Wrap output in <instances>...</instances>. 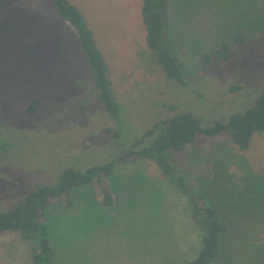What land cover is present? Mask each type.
<instances>
[{"label":"rangeland","instance_id":"obj_1","mask_svg":"<svg viewBox=\"0 0 264 264\" xmlns=\"http://www.w3.org/2000/svg\"><path fill=\"white\" fill-rule=\"evenodd\" d=\"M68 1L104 63L113 111L53 0H0V212L37 187H58L66 170L150 145L167 117L225 122L264 90V0H166L171 70L147 46L142 0ZM220 45L226 56L214 51ZM170 160L167 174L149 159L116 166L105 192L87 184L46 207L51 263H189L203 247L190 195L227 227L218 264H264V131L245 149L225 132L199 137ZM31 247L3 232L0 264H31Z\"/></svg>","mask_w":264,"mask_h":264},{"label":"trees","instance_id":"obj_2","mask_svg":"<svg viewBox=\"0 0 264 264\" xmlns=\"http://www.w3.org/2000/svg\"><path fill=\"white\" fill-rule=\"evenodd\" d=\"M53 2L59 15L75 30L81 41L82 49L90 64L97 95L104 99L107 108L113 111L107 97V93L110 94V84L106 79V68L87 30L83 16L68 0H53ZM165 8L166 0H142L141 10L146 26L147 46L159 57V64L171 70V67L175 66V58L163 51V48L167 47L162 28ZM227 49V46L220 45L214 51L226 56ZM158 128L161 129L160 135L148 146L138 142L101 166H92L83 172L66 170L61 175L58 187L40 186L30 191L14 208L0 212V235L9 230L17 231L32 245L31 264H52L51 251L45 235L46 228L42 223L46 207L51 203H59L62 198L68 199L73 189L87 184L105 192L101 187L103 177L116 166L130 164L136 159L154 161L160 170H163L162 173L167 174L169 165L172 164L170 160L172 153L181 150L187 144L194 143L199 137L208 138L225 132L239 149H245L254 133L264 131V90L255 97L249 107L229 116L225 122L219 121L204 126L189 113H177L155 123L153 129ZM151 133L148 132L147 136ZM180 188L184 191L183 186ZM186 198L192 206L191 217L202 233L203 247L193 261L182 264L222 263L224 259L221 260L219 257V241L221 236L228 234L226 225L216 218L212 208L197 205L194 197L190 195Z\"/></svg>","mask_w":264,"mask_h":264},{"label":"crops","instance_id":"obj_3","mask_svg":"<svg viewBox=\"0 0 264 264\" xmlns=\"http://www.w3.org/2000/svg\"><path fill=\"white\" fill-rule=\"evenodd\" d=\"M73 2V1H72ZM75 4V3H74ZM76 5V4H75ZM77 6V5H76Z\"/></svg>","mask_w":264,"mask_h":264}]
</instances>
